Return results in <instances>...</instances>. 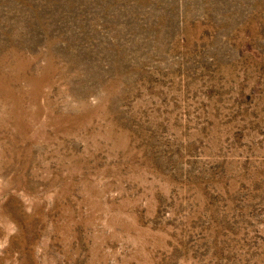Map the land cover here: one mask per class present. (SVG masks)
Masks as SVG:
<instances>
[{
	"label": "rangeland",
	"instance_id": "374dc122",
	"mask_svg": "<svg viewBox=\"0 0 264 264\" xmlns=\"http://www.w3.org/2000/svg\"><path fill=\"white\" fill-rule=\"evenodd\" d=\"M0 264H264V0H0Z\"/></svg>",
	"mask_w": 264,
	"mask_h": 264
}]
</instances>
